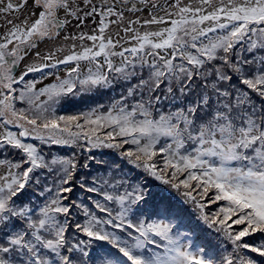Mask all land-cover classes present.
I'll use <instances>...</instances> for the list:
<instances>
[{"label": "snow or ice", "instance_id": "obj_1", "mask_svg": "<svg viewBox=\"0 0 264 264\" xmlns=\"http://www.w3.org/2000/svg\"><path fill=\"white\" fill-rule=\"evenodd\" d=\"M0 264H264V0H0Z\"/></svg>", "mask_w": 264, "mask_h": 264}, {"label": "rangeland", "instance_id": "obj_2", "mask_svg": "<svg viewBox=\"0 0 264 264\" xmlns=\"http://www.w3.org/2000/svg\"><path fill=\"white\" fill-rule=\"evenodd\" d=\"M42 47H43V45H42ZM17 74H19V72H17ZM45 82H47V81H45ZM38 86H41V85H38ZM114 93H111V95H113ZM101 102H102V100H101ZM68 111H73L74 109H67ZM13 130H15V129H13ZM105 151H107V150H105ZM97 155H98V158H99V152L97 153ZM214 210V209H213Z\"/></svg>", "mask_w": 264, "mask_h": 264}, {"label": "trees", "instance_id": "obj_3", "mask_svg": "<svg viewBox=\"0 0 264 264\" xmlns=\"http://www.w3.org/2000/svg\"><path fill=\"white\" fill-rule=\"evenodd\" d=\"M109 95H111V93H109ZM102 102H103V100H102Z\"/></svg>", "mask_w": 264, "mask_h": 264}]
</instances>
